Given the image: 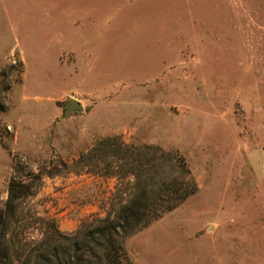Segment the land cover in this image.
<instances>
[{
    "label": "rangeland",
    "instance_id": "374dc122",
    "mask_svg": "<svg viewBox=\"0 0 264 264\" xmlns=\"http://www.w3.org/2000/svg\"><path fill=\"white\" fill-rule=\"evenodd\" d=\"M110 135L196 185L124 240L131 264H264V0H0V206L38 173L29 203L74 229L115 181L77 156Z\"/></svg>",
    "mask_w": 264,
    "mask_h": 264
},
{
    "label": "trees",
    "instance_id": "16d2710c",
    "mask_svg": "<svg viewBox=\"0 0 264 264\" xmlns=\"http://www.w3.org/2000/svg\"><path fill=\"white\" fill-rule=\"evenodd\" d=\"M76 162L115 179L100 210L63 231L53 216L28 201L39 174L12 175L0 206V264H131L124 240L196 189L184 158L156 144L133 145L105 136Z\"/></svg>",
    "mask_w": 264,
    "mask_h": 264
},
{
    "label": "water",
    "instance_id": "95a60500",
    "mask_svg": "<svg viewBox=\"0 0 264 264\" xmlns=\"http://www.w3.org/2000/svg\"><path fill=\"white\" fill-rule=\"evenodd\" d=\"M80 108H81L80 102L73 97H69L66 100L64 113L67 114L73 109H80Z\"/></svg>",
    "mask_w": 264,
    "mask_h": 264
}]
</instances>
